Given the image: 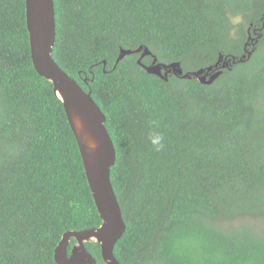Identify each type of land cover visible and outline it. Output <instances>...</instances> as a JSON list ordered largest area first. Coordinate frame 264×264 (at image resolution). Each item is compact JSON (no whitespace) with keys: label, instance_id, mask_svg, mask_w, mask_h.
Wrapping results in <instances>:
<instances>
[{"label":"trees","instance_id":"trees-1","mask_svg":"<svg viewBox=\"0 0 264 264\" xmlns=\"http://www.w3.org/2000/svg\"><path fill=\"white\" fill-rule=\"evenodd\" d=\"M53 4V59L90 94L115 149L118 263L264 264V234L241 223L264 222V49L240 62L242 27L231 36V18L258 22L264 0ZM138 48L151 53L142 65L154 57L183 75L230 63L210 85L164 81L139 54L115 65ZM100 224L63 106L33 68L25 0H0V264H56L64 233ZM84 247L103 264L99 244Z\"/></svg>","mask_w":264,"mask_h":264},{"label":"water","instance_id":"water-1","mask_svg":"<svg viewBox=\"0 0 264 264\" xmlns=\"http://www.w3.org/2000/svg\"><path fill=\"white\" fill-rule=\"evenodd\" d=\"M25 21L33 68L41 78L52 85L53 94L63 106L101 220L100 226L95 229L64 233L55 247L54 261L56 264H97L84 247L85 243L94 242L100 246L103 264H119L113 255V249L125 232V224L110 182V170L115 163L116 154L105 128V116L93 102L90 94L84 92L68 77L53 59L55 42L53 0H25ZM132 54L140 55L137 64L146 73L164 81L169 75H175L183 79L196 78L206 85H210L219 77L221 72L217 71L218 67L223 69L230 63L220 56L213 67L183 75L179 64H157L154 57L149 66L142 65L141 59L151 56V53L145 48H138L134 51L121 50L115 65L123 57ZM250 55L251 53H248L243 56L240 62L248 59ZM234 62L232 59V63ZM70 240H74L75 244L67 255Z\"/></svg>","mask_w":264,"mask_h":264},{"label":"flooded vegetation","instance_id":"flooded-vegetation-1","mask_svg":"<svg viewBox=\"0 0 264 264\" xmlns=\"http://www.w3.org/2000/svg\"><path fill=\"white\" fill-rule=\"evenodd\" d=\"M239 19L240 21L235 27L232 25L234 30L231 36L234 39H239L237 38L238 36H235V32H239L240 34L242 27L244 40L241 45V51H243L244 54H248L252 51L264 49V42H261L263 38L262 31L264 30V17H260L259 21L255 23L253 21H248L246 18L239 17ZM221 64L219 66H221Z\"/></svg>","mask_w":264,"mask_h":264},{"label":"clouds","instance_id":"clouds-1","mask_svg":"<svg viewBox=\"0 0 264 264\" xmlns=\"http://www.w3.org/2000/svg\"><path fill=\"white\" fill-rule=\"evenodd\" d=\"M149 139L156 151H160L164 147V136L161 133H152Z\"/></svg>","mask_w":264,"mask_h":264},{"label":"rangeland","instance_id":"rangeland-1","mask_svg":"<svg viewBox=\"0 0 264 264\" xmlns=\"http://www.w3.org/2000/svg\"><path fill=\"white\" fill-rule=\"evenodd\" d=\"M240 19L239 18H231V24L235 27V25H237L239 23ZM222 63V62H221ZM241 223L243 224H252L254 225L257 230L260 233L264 234V222H259V221H253V220H241Z\"/></svg>","mask_w":264,"mask_h":264}]
</instances>
